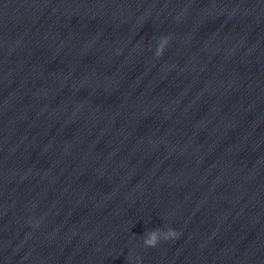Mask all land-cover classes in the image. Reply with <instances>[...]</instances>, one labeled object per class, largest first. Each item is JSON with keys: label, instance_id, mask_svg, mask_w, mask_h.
<instances>
[{"label": "clouds", "instance_id": "9594fccd", "mask_svg": "<svg viewBox=\"0 0 264 264\" xmlns=\"http://www.w3.org/2000/svg\"><path fill=\"white\" fill-rule=\"evenodd\" d=\"M168 43L167 37H161L159 46L156 51L157 56H161L163 54L164 48ZM178 236L177 231H175L172 228H168L166 231L161 230L160 228L153 229L152 231L147 232L145 239H144V245L146 247L154 248L156 247L160 241L163 240H169L174 239Z\"/></svg>", "mask_w": 264, "mask_h": 264}]
</instances>
